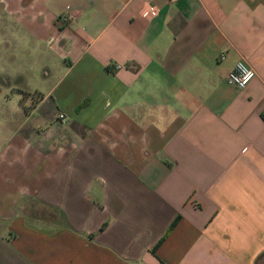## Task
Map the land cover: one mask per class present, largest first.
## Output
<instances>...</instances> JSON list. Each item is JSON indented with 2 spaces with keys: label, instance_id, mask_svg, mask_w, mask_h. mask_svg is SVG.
<instances>
[{
  "label": "crops",
  "instance_id": "0c3cea01",
  "mask_svg": "<svg viewBox=\"0 0 264 264\" xmlns=\"http://www.w3.org/2000/svg\"><path fill=\"white\" fill-rule=\"evenodd\" d=\"M0 21L28 60L0 264H264V0H0Z\"/></svg>",
  "mask_w": 264,
  "mask_h": 264
},
{
  "label": "rangeland",
  "instance_id": "374dc122",
  "mask_svg": "<svg viewBox=\"0 0 264 264\" xmlns=\"http://www.w3.org/2000/svg\"><path fill=\"white\" fill-rule=\"evenodd\" d=\"M3 25L4 22L0 21V113L8 109L6 98L26 90L27 84L20 73L28 65L25 54L18 49L23 44L19 36L14 34L12 38L17 48L13 52L8 49L10 42L7 36L3 35Z\"/></svg>",
  "mask_w": 264,
  "mask_h": 264
},
{
  "label": "built area",
  "instance_id": "2783aa9c",
  "mask_svg": "<svg viewBox=\"0 0 264 264\" xmlns=\"http://www.w3.org/2000/svg\"><path fill=\"white\" fill-rule=\"evenodd\" d=\"M175 1V0H170ZM152 9V8H151ZM154 10H149L148 14H154ZM223 56L221 55L220 58ZM253 77V70L249 68L243 61L238 60L236 61L232 67L226 72L225 75V82L229 85H232L238 89L243 88L248 81ZM264 117V111L262 112ZM61 118L62 115H59Z\"/></svg>",
  "mask_w": 264,
  "mask_h": 264
},
{
  "label": "trees",
  "instance_id": "16d2710c",
  "mask_svg": "<svg viewBox=\"0 0 264 264\" xmlns=\"http://www.w3.org/2000/svg\"><path fill=\"white\" fill-rule=\"evenodd\" d=\"M173 224H174V221L169 225V227H168L167 230H166V233L171 229V227L173 226ZM166 233H165V234H166ZM165 234H164V235H165Z\"/></svg>",
  "mask_w": 264,
  "mask_h": 264
}]
</instances>
